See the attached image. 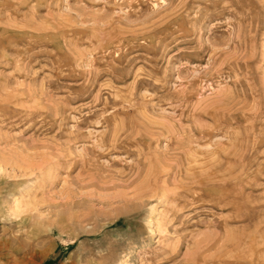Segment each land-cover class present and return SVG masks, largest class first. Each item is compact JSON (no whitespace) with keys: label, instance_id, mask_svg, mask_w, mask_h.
<instances>
[{"label":"rangeland","instance_id":"1","mask_svg":"<svg viewBox=\"0 0 264 264\" xmlns=\"http://www.w3.org/2000/svg\"><path fill=\"white\" fill-rule=\"evenodd\" d=\"M0 264H264V0H0Z\"/></svg>","mask_w":264,"mask_h":264},{"label":"bare ground","instance_id":"2","mask_svg":"<svg viewBox=\"0 0 264 264\" xmlns=\"http://www.w3.org/2000/svg\"><path fill=\"white\" fill-rule=\"evenodd\" d=\"M19 209L18 208H12V211L15 212V211H18ZM220 247V246H219ZM238 253V252H237ZM44 256V255H43ZM45 259V258H44ZM44 259L42 260V262H44Z\"/></svg>","mask_w":264,"mask_h":264}]
</instances>
